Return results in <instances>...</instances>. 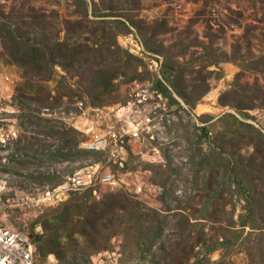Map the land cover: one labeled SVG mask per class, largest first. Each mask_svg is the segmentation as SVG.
I'll list each match as a JSON object with an SVG mask.
<instances>
[{
    "label": "rangeland",
    "instance_id": "1",
    "mask_svg": "<svg viewBox=\"0 0 264 264\" xmlns=\"http://www.w3.org/2000/svg\"><path fill=\"white\" fill-rule=\"evenodd\" d=\"M34 41H46L56 54L61 44L80 46L82 57H57L46 79L47 71L34 69ZM137 42L145 53L130 51ZM164 74L197 102L186 105L174 94L185 110L171 108L168 148L141 139L117 163L75 154L86 137L77 102L119 109L138 86L154 87ZM235 89L241 95L228 94ZM225 113L264 134V0H0V227L58 231L61 245L40 255L43 264H61L62 250L67 264H264V209L254 229L239 226L245 202L234 187L233 196L225 190L213 197L212 172L199 155L218 145L255 169L264 162L241 125L244 135L225 134ZM154 147L164 155L160 163ZM97 163L116 187L70 194L55 206L31 200L37 189ZM225 239L231 244L211 250Z\"/></svg>",
    "mask_w": 264,
    "mask_h": 264
},
{
    "label": "built area",
    "instance_id": "2",
    "mask_svg": "<svg viewBox=\"0 0 264 264\" xmlns=\"http://www.w3.org/2000/svg\"><path fill=\"white\" fill-rule=\"evenodd\" d=\"M139 42L130 43L132 53H145L142 43ZM152 60L154 69L160 74L162 60L159 57ZM159 77L162 80L160 75ZM76 105L86 120L83 132L86 137L81 142L80 149L104 153L109 161L117 163L122 159L125 150L127 152V146L130 147L131 142L148 138L158 144L161 150L162 147L168 148L170 145L163 136L165 134L166 137L167 127L171 124V108L167 99L153 86H138L133 91L131 101L119 109H88L83 101L77 102ZM4 137L2 135L3 143ZM159 148L152 149L154 162L157 163L163 161V153L161 155ZM117 185L114 175L110 171L102 173L97 163L77 170L56 187L37 189L34 199L31 200H34L37 206H55L67 200L70 194L88 190L96 192L100 187L114 188ZM0 264H43L37 252V245L26 228L0 227Z\"/></svg>",
    "mask_w": 264,
    "mask_h": 264
},
{
    "label": "trees",
    "instance_id": "3",
    "mask_svg": "<svg viewBox=\"0 0 264 264\" xmlns=\"http://www.w3.org/2000/svg\"><path fill=\"white\" fill-rule=\"evenodd\" d=\"M115 23L123 26L125 29H128L127 25L120 21L115 20ZM146 44L148 45V48L150 51H153V47H150L148 37L145 38ZM148 41V42H147ZM61 46V49L59 50L58 54L53 52L50 44L45 42H39L34 41V43H31L29 45V48H32L34 51V69L44 70L48 76H45L46 79H49L52 76L53 66L56 64V59L59 56H69L73 60L79 59L82 57V50L80 46H77V49L72 50L70 46L65 45H59ZM64 47L65 52L62 51V48ZM108 53H113L109 49ZM218 63L217 60H213L212 65H216ZM164 65V64H163ZM162 65V67H163ZM258 65V64H257ZM211 66V65H210ZM166 67V65H165ZM49 71V73H48ZM261 72V68H257L256 72ZM46 74V75H47ZM154 88L157 89L165 99L168 101L169 108H172V106H177V110H175L174 114L178 113V110H185L183 106L178 102L174 94L176 93L178 96L182 97L185 100L186 105L194 106L197 102L196 100L189 99L186 95L183 94V92L180 90V85L177 81L174 79H171L170 76H167L164 74V77L161 79H158L156 81V85H154ZM231 93H228L229 95H241L239 90H232ZM225 106V105H224ZM227 106V105H226ZM236 111L238 109L237 106H232ZM242 109H249V108H242ZM240 108H239V111ZM222 121H225V134L226 135H232L235 134H243L245 132L250 133L249 135V142L254 147L256 152L258 154L263 155L264 151V134L256 129L254 126L250 124H245L244 122L240 121L236 115L232 113H225L222 116ZM241 125L245 129V132H242L241 129H238L237 126ZM202 136L209 138V130L206 127L200 128ZM55 134L68 136V132H62L59 130L51 129ZM52 132V133H53ZM72 134H79L77 131L70 129ZM202 139V137L200 138ZM71 142V140H70ZM69 142H66L68 144ZM78 144V143H77ZM73 148H71L72 150ZM127 149H130L129 146H127ZM60 152V151H59ZM61 153V152H60ZM58 153L57 155H63ZM166 153V152H165ZM75 154L77 155H84L90 157L91 155H104V153L101 152H89L84 149L75 148ZM167 154V153H166ZM55 154H51L52 156H57ZM200 156L202 155L201 162L206 163L208 169L212 172V182L214 189V195L213 197L217 198L219 196H222L224 194V191L227 190L231 192L233 187L235 188L237 194L240 196L239 200H243L245 202L243 210L245 211L243 214L239 215V226H241L243 229L250 227L252 229L255 228L256 224V218L259 215V213L263 212L264 209V162L259 166V168L255 169L254 166H247L245 163L240 159H237L235 157V154H226L223 152L218 145L212 146L208 154H202L200 152ZM64 156V155H63ZM264 159V156H263ZM223 168V178L222 181H220V168ZM263 182V186H259V182ZM221 182V183H220ZM246 185V186H245ZM89 194L94 193L93 190L86 191ZM98 192V189L96 193ZM234 192L232 190L231 195L233 196ZM65 214H62V217ZM136 219L138 215L137 222L142 221V214L139 210L135 211ZM64 219H62V222ZM235 222H232V224ZM95 225V224H94ZM94 231H97L96 226H93ZM162 229H160L155 236H150L153 242L151 243L150 247L161 237ZM98 234V232H96ZM30 235L37 245V252L39 255L42 256V258L47 257L50 253L54 252V250L61 245V236L58 234V231L53 232L52 234H45L39 231H35V228L32 229V232H30ZM148 240L143 243V245L148 244ZM232 240L225 239L223 242H219V244L214 245L211 250H214L217 246H225L228 243L231 244ZM60 263L67 264L65 260L66 251L62 250L61 252H58L57 254ZM204 261V259L198 260L195 264H200Z\"/></svg>",
    "mask_w": 264,
    "mask_h": 264
},
{
    "label": "bare ground",
    "instance_id": "4",
    "mask_svg": "<svg viewBox=\"0 0 264 264\" xmlns=\"http://www.w3.org/2000/svg\"><path fill=\"white\" fill-rule=\"evenodd\" d=\"M202 106V105H201ZM204 108V107H203Z\"/></svg>",
    "mask_w": 264,
    "mask_h": 264
}]
</instances>
